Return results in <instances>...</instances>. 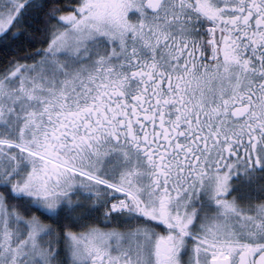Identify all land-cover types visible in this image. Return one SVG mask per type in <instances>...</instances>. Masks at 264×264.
<instances>
[{"label": "snow or ice", "instance_id": "snow-or-ice-1", "mask_svg": "<svg viewBox=\"0 0 264 264\" xmlns=\"http://www.w3.org/2000/svg\"><path fill=\"white\" fill-rule=\"evenodd\" d=\"M0 264H264V0H0Z\"/></svg>", "mask_w": 264, "mask_h": 264}]
</instances>
